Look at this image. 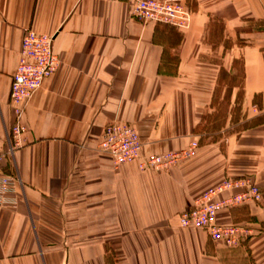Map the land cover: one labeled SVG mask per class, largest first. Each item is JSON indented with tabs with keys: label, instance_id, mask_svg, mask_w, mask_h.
<instances>
[{
	"label": "crops",
	"instance_id": "crops-1",
	"mask_svg": "<svg viewBox=\"0 0 264 264\" xmlns=\"http://www.w3.org/2000/svg\"><path fill=\"white\" fill-rule=\"evenodd\" d=\"M134 1L0 0V173L18 181L0 206V264H264V201L218 214V225L252 231L238 249L180 225L228 178H252L264 197V121L226 134L237 98L264 116V0H184L182 31L135 21ZM27 30L54 37L60 64L11 158L10 91ZM211 111L217 135L201 133ZM112 123L138 130L143 158L194 155L164 173L115 167L100 149Z\"/></svg>",
	"mask_w": 264,
	"mask_h": 264
},
{
	"label": "built area",
	"instance_id": "built-area-1",
	"mask_svg": "<svg viewBox=\"0 0 264 264\" xmlns=\"http://www.w3.org/2000/svg\"><path fill=\"white\" fill-rule=\"evenodd\" d=\"M190 15L184 0H135L131 6V16L135 21L145 25H168L180 31L187 29ZM59 64L54 52V37L31 30L24 33L10 91L15 122L7 138L9 157L13 158L22 144L26 132L24 119L31 100L45 81L56 73ZM1 143L0 137V171ZM100 149L112 158L115 167L141 161L142 171L164 173L191 159L195 146L180 152L143 158V143L138 130L132 125L112 123L104 131ZM17 184L15 178L0 173V206L14 202ZM263 201V194L252 178H228L198 199L192 210L182 213L180 225L183 229H202L213 243L227 249H238L253 236L252 231L243 225H218V214L246 205H261Z\"/></svg>",
	"mask_w": 264,
	"mask_h": 264
},
{
	"label": "rangeland",
	"instance_id": "rangeland-1",
	"mask_svg": "<svg viewBox=\"0 0 264 264\" xmlns=\"http://www.w3.org/2000/svg\"><path fill=\"white\" fill-rule=\"evenodd\" d=\"M233 82L236 85H238V86H240L242 84V79H241V76L239 74V71L237 72V75L234 78ZM224 94L227 95V98H228V95L230 93L229 92H227V93L225 92ZM222 95H223V89L221 88L219 93H217V96H218L217 101H219V100L221 101ZM242 102H243V97H240V98H237L236 105L235 106L233 105V107H234L233 108L234 109L233 121L230 124L229 130L226 131L227 136H228V133L235 134L237 132H241L242 128H243L241 126H244L245 124H247V125H245L244 128H245V130H247L248 128L253 127V126H257L256 124H259L260 122L264 121V116H262L261 113L257 109H254L253 107H247L246 108V113L243 112ZM219 109H220V114L223 113L224 115H225V112L229 111V108L227 107V103H225V102H223L222 104L217 106V110L218 111H219ZM256 115L258 116V119L256 121L254 120L255 122H250V121L247 122L246 121L248 119V117H253V116H256ZM215 116H217V112L216 111L215 112L211 111V112H209L207 114V116H206L207 123L203 124L202 129H201V133H205L207 131H208L207 133H209L211 131V133H214L215 135H217L218 131H217L216 125H215L216 124ZM242 118H244L243 119V121H244L243 123H242ZM214 137H216V136H214Z\"/></svg>",
	"mask_w": 264,
	"mask_h": 264
},
{
	"label": "trees",
	"instance_id": "trees-1",
	"mask_svg": "<svg viewBox=\"0 0 264 264\" xmlns=\"http://www.w3.org/2000/svg\"><path fill=\"white\" fill-rule=\"evenodd\" d=\"M233 81H234V79L231 81V85H232V86H236V84H235ZM255 121H256V120H255ZM255 121H252V122H255ZM250 122H251V121H250ZM250 122H249V123H250ZM233 123H234V122H233ZM245 125H247V124H245ZM245 125H244V126H241V127H243L241 132H237V133H235V134L240 135V134L245 130V128H244ZM207 132H208V131H207ZM210 132H211V131H210Z\"/></svg>",
	"mask_w": 264,
	"mask_h": 264
}]
</instances>
